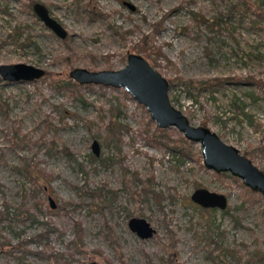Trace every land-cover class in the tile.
Masks as SVG:
<instances>
[{"label": "rangeland", "instance_id": "1", "mask_svg": "<svg viewBox=\"0 0 264 264\" xmlns=\"http://www.w3.org/2000/svg\"><path fill=\"white\" fill-rule=\"evenodd\" d=\"M35 2L47 8L66 31V38L55 35L34 14ZM227 9L221 0H0V65L27 63L59 79L68 77L72 68L116 71L125 66L127 52L137 54L132 48L137 41L149 35L153 47L168 60L159 58L155 69L168 80L172 105L194 126L205 121V126L264 172V91L259 93L245 83L199 91L184 83L188 79L249 76L264 81V33L238 16L227 19ZM198 13L207 20L200 27L193 18ZM161 18L164 20L156 29ZM34 81L0 78V205L3 198L14 207L19 205L21 188H29L25 178L10 167H19L25 160L37 161L52 177L49 182L36 179L40 186L46 185L47 193L34 220L27 217L20 222L14 217L0 223V236L16 246L11 252L0 249V264H118L119 259L125 264H214L194 235V229L201 233V228L191 225L200 213L206 218L203 221L210 219L218 225L221 248H233L245 256L262 245V195H250L228 173L219 175L206 169L198 143L189 141L190 156L178 164L167 149L140 139L135 133L152 131L155 122L123 88L76 82L81 100L67 87L56 89L47 76ZM117 100L120 112L115 116L135 133L124 134L117 145H107L105 124L109 107ZM236 100L244 104L250 118L238 114L232 105ZM48 115L58 126L59 143L68 147L72 157L46 154L42 141L52 139L43 125ZM18 126L28 140L11 145L9 137ZM165 130L173 140L182 135L175 128ZM92 141L99 144L97 156ZM134 172L139 180L151 182L142 184L134 179ZM199 187L224 194L227 207L202 212L203 207L190 199ZM104 188L110 192H103ZM88 189L95 191L92 198ZM133 216L147 220L155 233L141 239L131 232L127 220ZM73 222L83 227L88 254L79 251L70 256ZM167 228L175 233V253L164 247L169 242ZM222 253L224 264H237L229 252ZM46 254H52V263Z\"/></svg>", "mask_w": 264, "mask_h": 264}, {"label": "trees", "instance_id": "2", "mask_svg": "<svg viewBox=\"0 0 264 264\" xmlns=\"http://www.w3.org/2000/svg\"><path fill=\"white\" fill-rule=\"evenodd\" d=\"M227 5V13L226 18L230 19L232 17L238 16V19L241 21H244L247 23L250 27L254 28L255 30H261L264 33V0H221ZM234 2V3H233ZM87 7L92 8L91 4H87ZM93 9V8H92ZM164 16H167L166 14ZM194 16V15H193ZM195 19L196 27L202 26V24L206 23L207 20L203 15H200L198 13L197 17H193ZM164 19L161 18V21H158L154 25V27L157 29L161 22ZM158 32V31H157ZM154 33V34H157ZM135 49L137 53H142L143 57L148 61L149 63L155 68L157 65V61L159 58L165 59L166 56L164 53L160 51L158 48L153 47L152 39H150V36H144L141 38V40L137 41V44L132 47ZM168 62V60H166ZM47 76V79L52 82L54 87L56 89L61 90L63 87H67L72 90V93H76L78 97L82 100V96L80 92L77 90L78 84L69 77L58 78L56 74L46 73L43 77ZM178 81H181V79H177ZM36 82V81H34ZM182 82V81H181ZM184 83L188 85L190 88H195L199 91H215L219 87H224L227 84H236L238 83H245L247 85H252L256 90L259 91V93L264 91V81L262 79H255L253 76H249L247 78L243 79H237L234 77H227V78H208L203 80H184ZM101 88V86H98ZM125 93V92H124ZM232 105H234L236 111L240 115H244L247 118H250L249 115L246 114L244 111V104L238 100L232 102ZM120 102L112 101L110 109V115L107 119V123L105 124V135L103 137L107 145L108 144H119V141L121 140L122 136L129 135V133H135L131 131V129H128L123 124H121L120 121H118L117 117L115 116V113H119L120 109ZM119 111V112H118ZM63 114H60V117ZM118 115V114H117ZM49 115L45 116L43 119V125L45 126V132L49 131L51 132L52 139L50 141L44 140L46 145V154L51 156L56 153H65L69 157H72V153L69 151L67 146L62 145L59 143V137L57 135L58 126H56L50 119ZM201 125L205 126V121L201 123ZM20 127H15L12 130V133L9 137V142L12 145L13 143L18 145L19 143L26 142L27 136L20 133ZM137 136L142 138L144 142H147L150 145H154L158 148H165L167 151L171 152L172 158L174 161L178 164H182L186 157L190 156L189 149V141L184 139V137L181 135L177 137V139H171L168 134V130L165 129H158L156 126L153 128L152 131L149 129L141 130L140 132L135 133ZM134 135V134H133ZM244 155H246L244 153ZM2 157V152L0 149V158ZM10 170H13L17 172L18 174H21L25 180L29 183V188L25 189L24 187L21 188L22 192V199L19 205L13 206L12 204H9V202L3 198L1 205H0V223L2 221H11L12 218L15 217V219L20 220V222H23V220L27 217H31L33 220L36 218V213L41 211L43 209L44 202H42V199L44 198L47 191L45 190L46 185L40 186L39 182L36 179L45 180L46 182H49V179L52 177L50 174L46 172L44 168L39 167V162L33 161L29 162L28 160H25L23 164H21L19 167H10ZM219 175H226V173H221ZM134 179L139 180V177L137 176V173L134 172ZM236 180V178H234ZM141 181V180H139ZM142 184L151 182V180L141 181ZM129 183V181H128ZM2 184L0 183V190H1ZM127 189L129 188L128 185H126ZM108 189V188H107ZM106 188L100 189L101 193L103 192H110V190H107ZM246 190L248 193L255 194L251 191H249L247 188ZM103 191V192H102ZM93 190L88 189L87 195H89L91 198L94 195ZM136 195L140 193V191H135ZM31 199V202L28 200ZM202 212L207 213L210 211V209H201ZM202 214L198 216V219L195 222H192V226H198L201 228V233H197V231L194 229V235L196 236V239L201 243L205 251L208 252L209 260L214 262V264H224L223 259V252H229V256L237 261V264H264V240L262 241L261 246H257V248L253 250H248L246 252V255L244 256L241 254L239 250L233 249V248H221L220 244L218 243V236L222 235V232L219 231L218 225H215V221L208 219L207 221H203ZM206 219V218H204ZM74 230L73 234L74 239L71 240L68 244L69 249L72 251L70 256L72 254L79 253V251H84L88 254V252L85 250V247L83 245L82 237H83V227L80 222H73ZM46 224L49 225L48 222ZM108 233L111 235V242L112 244H115L117 246L116 240L114 238L113 232H111V227L107 226ZM168 230V244L164 245L165 250L167 252H174L175 253V245H176V238L175 233L167 228ZM218 231V232H215ZM2 237V241L0 242V249H6L7 251H12L14 247L11 245L9 239L5 236ZM24 245H22L23 247ZM45 247L50 248L48 244L45 245ZM117 248V247H116ZM220 248V250H218ZM24 251L26 250L24 247L21 248ZM119 252V251H118ZM214 253V254H213ZM40 254H45V251L40 252ZM99 255V253L97 252ZM46 258L49 259V261L52 263V254L47 255ZM118 264H125V261L122 259H119Z\"/></svg>", "mask_w": 264, "mask_h": 264}, {"label": "water", "instance_id": "3", "mask_svg": "<svg viewBox=\"0 0 264 264\" xmlns=\"http://www.w3.org/2000/svg\"><path fill=\"white\" fill-rule=\"evenodd\" d=\"M130 10H134L130 3L124 2ZM43 24L58 37L66 38V31L48 13L47 8L38 2L32 7ZM42 68L30 64L15 63L0 65V78L7 82H27L38 80L45 75ZM68 77L80 85L96 84L103 87L123 88L124 91L141 104L149 114V119L155 122L158 129L175 128L184 139L198 143L200 146L203 165L218 174L228 173L237 178L251 192H257L264 198V172L246 155L233 145L227 144L211 128L204 125H192L185 114L172 105L168 97L169 83L148 61L141 55L127 52L126 64L123 68L114 70L90 71L86 68H72ZM91 149L97 156L99 144L92 141ZM190 199L203 208L227 207V197L199 187L190 194ZM50 208L55 205L48 196ZM128 228L139 238L151 237L155 231L147 220L132 217L128 220ZM94 264V263H91Z\"/></svg>", "mask_w": 264, "mask_h": 264}]
</instances>
